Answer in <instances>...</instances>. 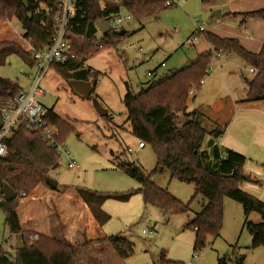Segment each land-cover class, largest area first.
<instances>
[{
	"label": "rangeland",
	"instance_id": "1",
	"mask_svg": "<svg viewBox=\"0 0 264 264\" xmlns=\"http://www.w3.org/2000/svg\"><path fill=\"white\" fill-rule=\"evenodd\" d=\"M217 11L204 0H184L142 20L131 15L123 24L126 36L86 62V67L100 74L94 91L89 95L77 92L73 82L63 79L54 67L49 69L41 81L45 95L39 98V102L53 109L73 130L65 134L59 161L47 175L57 188L41 183L25 199H18L19 206L25 202H40L38 208L42 209L48 202H63L65 197L60 199V195L68 193H72L68 202H81L78 190L107 194L113 197L105 201L102 210L110 219L100 226L98 234L122 235L135 245V253L125 260L126 264H156L162 253L167 259L184 264H236L241 258L245 264H264V247H251L252 235L244 226L246 216L241 203L229 197L223 199L220 236L208 237L205 248L194 252L196 230L188 227V223L201 212L205 198L197 196L186 213L165 217L159 208L145 205L139 191L140 183L119 168L120 164L130 163L150 172L157 162L152 146L135 150L139 140L131 133L123 102L128 87L137 94L162 76L191 65L204 49V33L213 29ZM225 19L223 16L217 22L225 23ZM199 27L205 28L203 34L197 33ZM24 36L25 30L17 19L0 21V41L16 43L28 52L30 42ZM228 55L238 61L231 68H224L223 75L230 71L236 74L239 84L246 85L247 79L257 71L250 73L245 61L237 54ZM243 69H246V74ZM34 74L33 67L17 55L0 66V78L10 79L23 87H27L28 82L30 85L29 77ZM212 76L220 78V72L205 75L201 88L195 94H189L188 110L200 104L199 101L207 103L216 98H224L222 107L227 106V89L221 82L218 84L221 89L198 94ZM91 83L93 86V80ZM244 97L241 93V99L246 100ZM240 106L243 107L241 103ZM99 108L104 109L106 115L101 116ZM250 108L254 110L238 107L217 110L215 107L214 111L205 109L203 112H214L220 128L229 126L225 143L246 157L239 187L264 202V102H255ZM242 119L247 122L245 126L239 124ZM186 120V113H181L178 124L182 125ZM129 148L133 151L129 152ZM71 162L77 166L71 167ZM153 180L182 203L191 202L193 185L172 179L168 171L154 176ZM130 192L133 194L129 199H122ZM42 216L45 218L46 215ZM58 218L57 223L64 231L66 226L60 216ZM248 219L254 223L263 221L257 212L251 213ZM43 232L48 233V230ZM86 240V237L81 238L77 243ZM0 245L14 255L16 239L5 224V212L1 207ZM89 250L81 251L77 264H108L107 259L100 262L89 257ZM86 257L88 260L84 261Z\"/></svg>",
	"mask_w": 264,
	"mask_h": 264
},
{
	"label": "trees",
	"instance_id": "2",
	"mask_svg": "<svg viewBox=\"0 0 264 264\" xmlns=\"http://www.w3.org/2000/svg\"><path fill=\"white\" fill-rule=\"evenodd\" d=\"M54 1L0 0V21L17 19L25 30L24 37L29 40L30 46L41 49L53 33L55 17L54 14L38 10V7L40 3L51 6ZM87 5L83 24L86 28V38L84 41L73 39L77 57L53 67L69 82L93 80V92L100 74L86 67V62L103 50L115 46L121 37L127 34L126 31L123 34L110 33L98 41L95 34L98 32L100 20L120 8H125L133 17L142 20L172 6H166L164 0H122L119 4L109 2L107 9L102 8L100 0H87ZM242 16L245 20L264 19V8L246 12ZM81 32L84 33L85 30ZM204 38L212 49L200 53L191 65L162 76L137 94L128 87L123 102L131 133L139 142L152 146L157 162L150 172H145L139 166L130 163L120 164L119 168L140 183L139 191L143 194L145 205L159 208L165 217L186 213L190 211L191 203L197 196L205 198L206 202L201 212L188 223V227L196 230L194 252L205 248L208 237L220 236L225 197L241 203L246 216L244 226L252 235L251 247H264V202L239 187L244 176L242 167L246 157L231 149H227L224 154L220 148L212 145L213 142L207 144L209 150L204 149L208 136L211 140L217 139L224 134L227 127L217 126L214 130L208 131L197 112L186 113L190 91L201 88L216 53L237 54L249 67L255 68L257 73L251 79H247L245 101H264V46L259 53H252L237 39L222 38L209 32L204 33ZM13 55L20 56L31 67L35 66L34 59L20 45L0 41V66ZM20 89L19 83L0 78V108L9 106ZM181 113H186L187 120L179 125ZM47 121L59 128L61 143L65 134L73 130L53 109H48ZM6 144L8 156L0 157V207L5 212V224L10 234L16 240L20 238L23 248L17 250L14 247L15 253L11 255L0 245V264H77L83 249L99 246L103 248L105 245H109L123 261L135 253V245L122 235H99L81 244H73L35 231L24 230L18 211V199L21 193L27 195L41 183L48 185L47 175L57 164L60 156L55 149L48 146L39 132L25 125H21ZM165 171L171 174L172 179L194 186L191 202L182 203L153 180L154 176ZM6 187L15 191V199L10 201L4 199ZM132 194L133 192H130L122 196V199H129ZM77 195L89 206L101 226L109 221L110 216L102 207L105 201L113 196L84 190H78ZM68 196H72V193H68ZM253 212L259 213L263 221L260 223L250 221L248 217ZM156 264L184 263L169 260L162 254ZM236 264H245L243 258Z\"/></svg>",
	"mask_w": 264,
	"mask_h": 264
},
{
	"label": "crops",
	"instance_id": "3",
	"mask_svg": "<svg viewBox=\"0 0 264 264\" xmlns=\"http://www.w3.org/2000/svg\"><path fill=\"white\" fill-rule=\"evenodd\" d=\"M208 3L210 8H216L218 10L217 12H220V17L216 16L214 21L215 24L212 23L214 27L213 29L209 28V33H213L222 38L237 39L245 49L252 53H259L261 51L262 47L264 46V19L251 18L245 20L242 14L263 9L264 0H211ZM223 16H226L225 23H218L217 20H221ZM203 45L204 49H202L203 51L201 53L212 49V46L207 42L206 39L204 40ZM218 54L220 56H218ZM236 61L238 60H235L232 55L216 53L215 57L213 58V62L210 64L213 70L209 73V76H211L214 72H220V78L213 76L210 77L206 81L203 91L200 92V90L198 93L200 95V93H205L206 91L209 92L213 89H221V87L218 86V84L221 82L227 89V106L222 107V101L224 98H216L213 101L207 103H202L203 101H199L198 103L200 104H198L197 106L194 105V107H192V110H188L187 108L186 113L197 112L198 117L202 118L203 120L204 118H206V121H204V126L208 128V131H212L217 126H219V121L215 120L214 112H212L213 114L205 113L203 112L205 109H210L212 111L215 110V107H217V110H224L225 108L233 107H238L242 110L247 111L253 109L250 107L255 102H246L245 99H241V93L247 98L248 84H239L236 74L230 73V71L225 72L223 75V69L231 68V65L233 63H236ZM250 68L251 67H249V70ZM33 70H35V66L33 67ZM243 73H247L246 69H243ZM153 75L154 74L152 73V75L150 76ZM29 78V81H31V76ZM28 86L23 87L20 85V87L23 89L28 88ZM240 103L243 107L240 106ZM219 105L220 107H218ZM239 124L240 126L242 124H244L245 126L247 122L242 119ZM228 133L229 126H227L224 134L217 139L211 140V137L208 136L203 148L209 150L207 144L213 142V146H217L223 151H226L227 149L235 151L238 150L232 145H228V143H225V139ZM145 148L146 146L144 148H138L137 143L135 150H142ZM64 197L65 200L63 202H54V204L53 202H46L48 205L46 206L45 204L44 208L42 209L38 208L40 202H25L24 205L19 206V215L21 218L23 229L26 231H35L47 237L55 238L58 240H65L70 243H77V241L85 237L88 240L98 237V233L101 230V225L93 216L89 206L82 199H80L81 202L73 203L68 202L70 201L69 199L72 198V196L68 197V195L66 194L60 195V199H63ZM43 213L46 215L45 218L42 216L44 215ZM59 216L61 221H63L64 225L66 226V229H64V231L61 230L57 223V219H59ZM47 230L48 233L43 232ZM79 230L82 231V233H79ZM88 253L89 257H92L96 260L99 259L100 262H103L107 259L108 264H126L125 260H121L109 245H106L102 249L94 247L90 248ZM162 254L165 255L164 253ZM87 260L88 257H86L84 261Z\"/></svg>",
	"mask_w": 264,
	"mask_h": 264
},
{
	"label": "built area",
	"instance_id": "4",
	"mask_svg": "<svg viewBox=\"0 0 264 264\" xmlns=\"http://www.w3.org/2000/svg\"><path fill=\"white\" fill-rule=\"evenodd\" d=\"M164 1L166 6H175L184 0ZM109 2L119 4L122 0H100L103 9L108 8ZM87 7V0H55L51 3V6L49 4H39L38 10H42L47 14H54L55 26L43 48L36 49L32 46L27 48L28 53L35 61V74L31 77L28 89L21 88L9 106L0 108V157H5L8 154L6 141L21 125L39 132L48 146L58 153L62 150L63 143L59 140L60 130L56 125L47 121L48 109L39 102V98L45 95L41 87V81L46 72L54 65L65 64L77 57L73 39L77 38L79 41H84L86 38V28L83 24L86 19ZM124 11L126 13H123ZM130 16L131 14L125 8L110 13L100 22L109 25L111 30L107 34H103L101 26L98 25L95 38L101 41L110 33L123 31V24L128 22ZM83 29L85 30L84 33L81 32ZM204 32V27L197 29L198 34ZM99 34L101 35L100 39H98ZM218 56L220 55L218 54ZM212 70V66H209L207 73ZM249 71L253 74L256 73L255 68H250ZM149 75H152V73H149ZM195 92V89H192L190 94ZM145 146L143 142L138 143V148H144ZM128 151L132 152L133 149L129 148ZM69 165L71 167L77 166L75 162H71ZM26 197L25 193L20 195L21 199Z\"/></svg>",
	"mask_w": 264,
	"mask_h": 264
},
{
	"label": "water",
	"instance_id": "5",
	"mask_svg": "<svg viewBox=\"0 0 264 264\" xmlns=\"http://www.w3.org/2000/svg\"><path fill=\"white\" fill-rule=\"evenodd\" d=\"M216 16L220 17V12H217ZM98 25L101 26L103 34H107L111 30L110 26L104 22H99ZM123 33H124V30L121 31V34H123ZM71 82H73V86L76 89V91L82 95H89L92 92L93 86H92L91 82L83 81V80L82 81H77V80L75 81L74 80ZM98 112L101 116L106 115V111L104 109L99 108ZM246 178H249V177L246 176ZM47 183L52 189L57 188L56 183L54 181L50 180L49 178L47 179ZM15 198H16L15 191L10 187H6L4 199L6 201H10V200H13ZM15 248L17 250H20L23 248L20 238H17Z\"/></svg>",
	"mask_w": 264,
	"mask_h": 264
}]
</instances>
